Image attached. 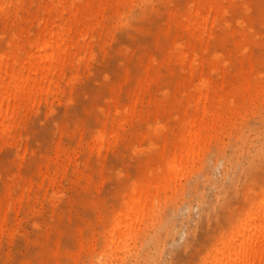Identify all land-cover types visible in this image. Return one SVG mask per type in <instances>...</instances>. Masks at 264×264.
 <instances>
[{"label":"rangeland","instance_id":"obj_1","mask_svg":"<svg viewBox=\"0 0 264 264\" xmlns=\"http://www.w3.org/2000/svg\"><path fill=\"white\" fill-rule=\"evenodd\" d=\"M58 1L14 0L0 50ZM62 1L76 49L0 137V264H216L264 198V0Z\"/></svg>","mask_w":264,"mask_h":264},{"label":"bare ground","instance_id":"obj_2","mask_svg":"<svg viewBox=\"0 0 264 264\" xmlns=\"http://www.w3.org/2000/svg\"><path fill=\"white\" fill-rule=\"evenodd\" d=\"M13 1L0 0L2 16ZM77 12L78 8L73 5L67 8L65 1L60 0L45 10L39 31L34 34L30 30L26 33L24 30L12 32L8 41L9 50H0V137L11 132L26 102L48 91L62 76L70 60V49H76V45L72 44V35L76 30ZM195 12L197 15V10ZM191 128L194 139L184 136L181 146L199 140L200 125H192ZM256 208L234 232V237L227 239V243L230 242L227 255L224 251L219 252L215 256L218 259L216 264H219V256L222 255L227 259L224 264H254L256 257L264 255V198ZM139 210L142 212L141 208ZM128 221L129 217L124 221L126 225L123 229L119 227L122 219L115 223L113 237L125 234V230L130 228Z\"/></svg>","mask_w":264,"mask_h":264}]
</instances>
